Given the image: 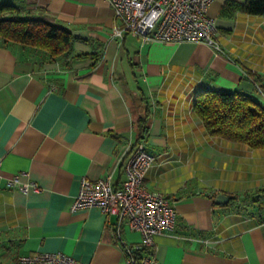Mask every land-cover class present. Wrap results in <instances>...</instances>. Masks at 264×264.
<instances>
[{
	"label": "crops",
	"instance_id": "crops-1",
	"mask_svg": "<svg viewBox=\"0 0 264 264\" xmlns=\"http://www.w3.org/2000/svg\"><path fill=\"white\" fill-rule=\"evenodd\" d=\"M3 1L50 17L76 39L60 59L0 39V264L54 251L85 264L126 263L124 247L140 232H118L116 216L72 204L83 176L123 184L146 109L140 143L156 161L145 187L177 214L174 228L156 236L158 264H264V148L212 136L195 112L204 89L264 90V14L247 12L249 0H214L216 49L121 39L107 0ZM20 172L41 190L8 187ZM222 193L229 202H217Z\"/></svg>",
	"mask_w": 264,
	"mask_h": 264
},
{
	"label": "built area",
	"instance_id": "built-area-1",
	"mask_svg": "<svg viewBox=\"0 0 264 264\" xmlns=\"http://www.w3.org/2000/svg\"><path fill=\"white\" fill-rule=\"evenodd\" d=\"M121 21L113 33L121 39L125 34L145 41L204 42L220 49L216 19L209 14L214 0H107ZM264 96V90L257 85ZM156 161V156L139 143L125 165L126 179L119 187L112 183L111 174L92 180L85 176L73 201L72 209L98 207L104 214L117 218L118 232L127 225L141 234L136 245H125L126 263L135 264V252L145 249L141 264H158L153 257L156 236L172 230L176 211L170 200L158 191L145 187L144 179ZM24 177V179H23ZM7 186L27 192L40 191L39 183L27 172L14 174ZM12 264H85L62 251L38 252L18 256Z\"/></svg>",
	"mask_w": 264,
	"mask_h": 264
},
{
	"label": "trees",
	"instance_id": "trees-1",
	"mask_svg": "<svg viewBox=\"0 0 264 264\" xmlns=\"http://www.w3.org/2000/svg\"><path fill=\"white\" fill-rule=\"evenodd\" d=\"M244 9L251 14H264V0H249ZM0 39L5 47L28 45L44 50L52 59H60L71 53L76 37L69 30L54 25L48 16H24L19 6L0 0ZM195 112L212 136L244 143L251 148H264V96L259 90H201ZM136 127L138 141L131 152L148 135V109L139 116ZM145 252V249L135 252V264L142 263Z\"/></svg>",
	"mask_w": 264,
	"mask_h": 264
},
{
	"label": "water",
	"instance_id": "water-1",
	"mask_svg": "<svg viewBox=\"0 0 264 264\" xmlns=\"http://www.w3.org/2000/svg\"><path fill=\"white\" fill-rule=\"evenodd\" d=\"M229 196H227L226 194H220V195H218V198H217V202L218 203H227V202H229Z\"/></svg>",
	"mask_w": 264,
	"mask_h": 264
}]
</instances>
